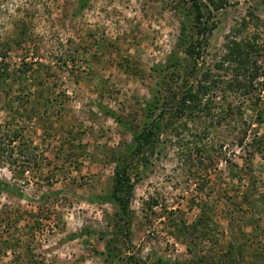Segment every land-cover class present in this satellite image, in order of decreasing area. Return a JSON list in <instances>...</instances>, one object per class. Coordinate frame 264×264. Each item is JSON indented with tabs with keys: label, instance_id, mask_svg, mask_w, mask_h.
Returning a JSON list of instances; mask_svg holds the SVG:
<instances>
[{
	"label": "rangeland",
	"instance_id": "rangeland-1",
	"mask_svg": "<svg viewBox=\"0 0 264 264\" xmlns=\"http://www.w3.org/2000/svg\"><path fill=\"white\" fill-rule=\"evenodd\" d=\"M246 40L236 76L225 56ZM255 67L264 0H0V264H264V74L224 85Z\"/></svg>",
	"mask_w": 264,
	"mask_h": 264
},
{
	"label": "trees",
	"instance_id": "trees-1",
	"mask_svg": "<svg viewBox=\"0 0 264 264\" xmlns=\"http://www.w3.org/2000/svg\"><path fill=\"white\" fill-rule=\"evenodd\" d=\"M194 7H195L194 10L196 12L194 24H195V27L200 30L201 23H202L201 12L199 11L196 4H194ZM200 37H201V33H200ZM184 39L186 38L181 37L180 43H183ZM184 45H186V43H184ZM200 45L201 44L199 43L198 40H195L193 43H190V44L188 43L184 48L185 55L190 59L195 58L196 56H199L200 55V51H199ZM251 50H253V45H251L247 40L241 43L232 42V46L231 48L228 49L225 59L235 64L234 71H235L236 76L248 74V72L245 73L244 67L246 65H244V62H249V59L247 57L249 56ZM168 62H170V64H168L166 67H170L171 65L173 67L174 66L178 67L179 65L176 59H173V60L168 59ZM195 70H196V66L192 68L191 71L194 72ZM254 72L255 73H253V75L249 77L248 83H246L245 81L242 83H238L237 80H232V81H228L224 85L227 87V89H231V86H236L238 90H241V89L247 90L249 87H251V82L254 78L264 74L263 69L260 71L256 67H255ZM220 83H223V82H220ZM215 84H216L215 82H212V85H215ZM185 86L189 88H194V86L188 82L185 84ZM208 90H209V87L205 85L203 86L202 83L197 84L196 89L194 90H190V89L186 90V88H182V102H181L182 104L177 106L178 109H181L182 111H186L189 109V112L193 111V109L197 108L199 103L201 102L200 97L201 96L203 97L204 95H206ZM155 93L156 91L153 90L151 93L150 99L145 104L148 110L156 109L158 107V101H157ZM163 114H164L163 110H161L158 116L150 119L145 124V127L140 132H136V133L133 132V142L134 144H136V148H135L136 154L141 152L144 149V147L151 144V138L154 136L155 131L159 129L161 125L160 123L164 119ZM113 184H114L113 186L114 195H112V197L113 199L117 200V203L122 213H126V211L128 210L129 198L132 192L130 180H129L128 173H127V166H123V167L117 166L116 167L114 178H113ZM11 191L13 190L7 184L0 182V194L3 192L11 193ZM119 192H122L124 196L121 197L119 195ZM15 193L18 194L17 192Z\"/></svg>",
	"mask_w": 264,
	"mask_h": 264
}]
</instances>
